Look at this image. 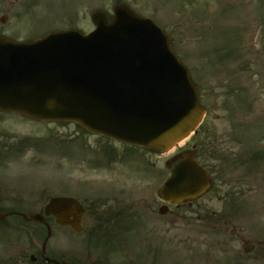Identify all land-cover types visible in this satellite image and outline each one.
I'll return each mask as SVG.
<instances>
[{
	"label": "rangeland",
	"instance_id": "1",
	"mask_svg": "<svg viewBox=\"0 0 264 264\" xmlns=\"http://www.w3.org/2000/svg\"><path fill=\"white\" fill-rule=\"evenodd\" d=\"M120 1L139 15L153 19L188 68L197 86L199 103L206 109L198 134L167 153L142 149L125 153L124 145L114 141L107 144V140L82 132L75 124L32 123L16 119L21 117L15 114L12 115L15 119L5 115L0 118V144H7L0 148V153L10 156L1 157L0 176L14 175L18 180L20 175L21 190L25 193L19 196L43 187L48 189L43 195H51L52 186L55 190L70 191L73 187L65 185L68 179L72 183L88 180L92 184L91 181L97 182L115 173L121 182L124 175L131 174L129 183L138 189L145 188L148 182L155 189L169 175V169L165 173L164 161L170 160L174 151L198 145L199 150L208 149L204 157L197 159L201 165L223 168L220 179L199 202H210L222 213V219L224 216L228 219L222 234L233 232L264 243V159L234 166L207 156L211 151L225 156L227 152L245 155L254 149L264 150V0H40L49 3L48 6L32 9L17 19L10 31L12 36H21L38 33L50 25L59 29L84 12L83 4L88 3L89 15L97 9L110 14L114 3ZM67 6L76 11L75 16L65 13ZM81 26L88 30L92 24L87 20ZM106 146L117 149L118 161L108 160L114 153L105 150ZM158 172L164 174L157 179ZM147 176L151 178L147 180ZM16 196V193L0 194V199ZM170 211L163 226V233L169 238L165 264H220L221 242L226 238L201 228L197 221L188 220L191 213L185 208L172 207ZM3 226L0 225V259L14 258V254L21 253L19 264H30L29 256L35 255L41 241L40 236H33L37 227L27 224L29 234L21 228ZM145 233L148 232L144 229L140 232ZM30 235L34 237L32 243ZM211 240L215 248L209 251L207 245ZM233 240L243 254L236 237ZM198 241L202 243L201 248ZM49 242L52 247V240Z\"/></svg>",
	"mask_w": 264,
	"mask_h": 264
},
{
	"label": "water",
	"instance_id": "2",
	"mask_svg": "<svg viewBox=\"0 0 264 264\" xmlns=\"http://www.w3.org/2000/svg\"><path fill=\"white\" fill-rule=\"evenodd\" d=\"M92 21L96 29L87 36L66 32L25 43L0 38V111L75 121L89 132L159 152L187 138L204 110L169 40L126 6L114 8L110 23L100 13ZM184 156L159 189L167 202L196 198L209 185L192 155ZM71 207L80 210L72 199L53 198L43 212L64 225ZM24 218L44 223L39 213ZM48 237L49 231L42 248Z\"/></svg>",
	"mask_w": 264,
	"mask_h": 264
},
{
	"label": "flooded vegetation",
	"instance_id": "3",
	"mask_svg": "<svg viewBox=\"0 0 264 264\" xmlns=\"http://www.w3.org/2000/svg\"><path fill=\"white\" fill-rule=\"evenodd\" d=\"M41 3L47 2H40V0H0V35L12 36L10 28L13 27L17 19L23 17L26 13H30L34 8L48 6L49 4ZM81 9L85 13L81 10L82 14L77 15L78 18L73 19L74 22L66 26H60V28H81L82 22L88 20L87 4H83ZM67 15L75 16L76 13L73 12ZM52 27L51 25L47 26L35 34H42L56 29V27ZM6 144V142L1 143V148H4ZM1 156L6 158L7 154ZM167 166L168 160H165V167ZM19 176L18 180L20 182L15 180L17 176L14 177V175L0 176V194H17L16 197L10 199L8 197V200L0 199V209H42L46 201L52 196H45V200L37 192L19 196L20 193H25L21 190L23 182ZM130 177L124 175L121 182L119 176L115 173L97 182L91 181L92 184L88 180L75 183L69 180L68 184L73 189L64 191L62 194L53 195L74 198L82 206L83 212L79 221V231L77 232L69 226L58 225L54 217H48L51 238L54 239L51 256L59 258L56 255L60 252L59 242L63 239L64 251L58 261L66 264H137V259L141 257L145 259L146 264H162L163 255L168 247V236L163 233V226L167 224V214H160V207L163 203L157 197L156 189H153L151 183L149 185L148 182L145 188L138 189L129 183ZM95 183H98V185ZM176 208H185L186 211L191 213L188 219L197 221L200 223L201 228L214 231L217 236L226 238V240H222L221 247L224 253L235 255V258L232 257L234 264H264L263 241L261 239H249L233 232L227 235L222 234L229 221L224 215V219H222V213H219L210 202H199L197 200L189 204L178 205ZM68 219L71 221L73 217L69 216ZM147 227L148 229H146ZM142 228L148 233L140 234ZM217 232L222 235H218ZM199 236L200 234H198ZM204 236L211 238V235L204 234ZM233 237H236V241L240 243L242 249H247L246 252L242 250L243 254H241L239 248L234 245ZM198 242L201 247L202 243ZM207 248L209 251L215 248L212 240ZM37 251L39 261L42 262L41 252L40 250ZM46 255L47 253L44 254V256ZM21 256L22 254H17V259L20 260Z\"/></svg>",
	"mask_w": 264,
	"mask_h": 264
}]
</instances>
